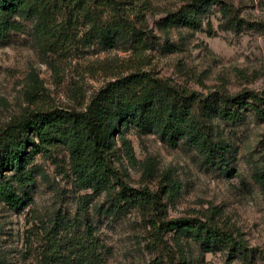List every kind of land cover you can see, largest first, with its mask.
I'll return each mask as SVG.
<instances>
[{"label": "rangeland", "instance_id": "rangeland-1", "mask_svg": "<svg viewBox=\"0 0 264 264\" xmlns=\"http://www.w3.org/2000/svg\"><path fill=\"white\" fill-rule=\"evenodd\" d=\"M120 1L134 24L154 37L138 50L130 44L106 48L91 42L85 25L75 31L71 44L47 39L33 21L0 46V132L28 112L85 111L109 83L138 70L206 98L246 91L264 96V0L212 4L197 28H167L164 22L192 0ZM235 17L242 29L231 28ZM246 110L242 124L218 115L211 119L215 133L231 145L227 168L207 165L182 142L173 147L157 133L133 127L115 135L113 149L115 165L131 187L161 192L167 219L212 218L255 250L253 264H264V193L253 176L255 166L264 169V120ZM124 139L133 146L134 163L124 152ZM58 154L56 163L43 155L36 159L41 176L29 208L17 213L0 202V264H40L42 230L37 225L56 212H66L80 224L84 217L93 221L106 264H171V257L173 264H247L225 249L205 252L194 239L174 232L156 244L150 213L139 208L107 218L98 209L108 206L109 192L79 189L66 149L60 147Z\"/></svg>", "mask_w": 264, "mask_h": 264}, {"label": "trees", "instance_id": "trees-1", "mask_svg": "<svg viewBox=\"0 0 264 264\" xmlns=\"http://www.w3.org/2000/svg\"><path fill=\"white\" fill-rule=\"evenodd\" d=\"M212 4L223 1L192 0L169 14L165 26L197 28L202 13ZM126 13L120 0H0V46L12 34L24 31L26 21H33L37 32L47 39L71 44L75 31L85 25L86 39L91 42L99 41L106 48L130 44L138 50L147 38L154 37ZM233 22L231 28H243L238 18ZM246 108L264 120V96L255 92L214 93L206 98L177 89L144 70L131 72L103 88L85 111L51 108L28 112L1 130L0 202L17 213L29 208L41 176L36 159L43 155L56 163L58 149L64 147L78 188L95 195L109 192L108 206L98 209L107 218L139 208L150 213L152 238L158 245L164 244L165 234L174 232L194 239L205 252L225 249L234 258L240 256L253 264L255 250L214 219H167L161 192L131 187L115 165L113 149L115 135L133 127L141 133H157L173 147L182 142L207 165L227 168L231 145L215 133L211 119L218 115L225 122L242 124L247 119ZM123 146L130 161L136 162L132 144L124 139ZM253 176L264 193V169L255 166ZM67 214L56 212L48 222L37 225L42 230L39 263L106 264L105 246L93 221L84 217L83 224L76 223L78 219ZM173 260L171 257V264Z\"/></svg>", "mask_w": 264, "mask_h": 264}]
</instances>
